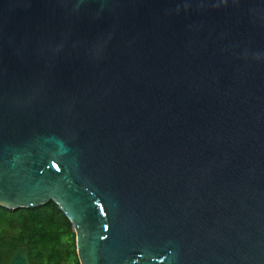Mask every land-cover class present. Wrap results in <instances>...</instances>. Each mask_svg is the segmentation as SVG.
<instances>
[{"label":"water","instance_id":"1","mask_svg":"<svg viewBox=\"0 0 264 264\" xmlns=\"http://www.w3.org/2000/svg\"><path fill=\"white\" fill-rule=\"evenodd\" d=\"M49 201L78 264H264V0H0V207Z\"/></svg>","mask_w":264,"mask_h":264},{"label":"trees","instance_id":"2","mask_svg":"<svg viewBox=\"0 0 264 264\" xmlns=\"http://www.w3.org/2000/svg\"><path fill=\"white\" fill-rule=\"evenodd\" d=\"M21 245L30 264H78L70 223L53 202L15 211L0 207V264Z\"/></svg>","mask_w":264,"mask_h":264}]
</instances>
